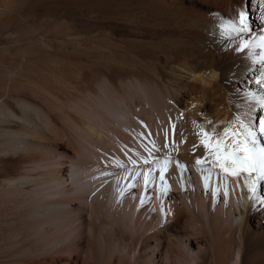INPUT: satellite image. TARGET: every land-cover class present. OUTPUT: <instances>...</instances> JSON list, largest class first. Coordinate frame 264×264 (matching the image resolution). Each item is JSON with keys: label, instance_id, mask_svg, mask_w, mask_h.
I'll use <instances>...</instances> for the list:
<instances>
[{"label": "bare ground", "instance_id": "bare-ground-1", "mask_svg": "<svg viewBox=\"0 0 264 264\" xmlns=\"http://www.w3.org/2000/svg\"><path fill=\"white\" fill-rule=\"evenodd\" d=\"M222 1L0 0V158L20 156L0 170V264H128L127 252L154 243L158 264H264V180L249 191L246 174L226 175L201 143L203 131L230 145L224 129L237 131L239 116L264 145V0H244V39L256 46L242 50L223 27L239 17L228 7L208 14ZM56 112L67 113L83 145L69 139L67 154L22 166L50 151L37 134L52 129ZM116 131L123 135L108 148ZM126 166L161 177L166 193L180 174L190 188L173 190L162 207L157 195L158 204L147 199L152 209L136 213L143 183L118 177ZM180 229L190 251L166 239ZM113 249L122 252L107 257ZM67 251L74 262H64Z\"/></svg>", "mask_w": 264, "mask_h": 264}, {"label": "rangeland", "instance_id": "rangeland-1", "mask_svg": "<svg viewBox=\"0 0 264 264\" xmlns=\"http://www.w3.org/2000/svg\"><path fill=\"white\" fill-rule=\"evenodd\" d=\"M223 1H225V3L223 2ZM222 2H220V4H218V6L217 7H215L214 9H210V13H208V14H211V15H214V16H221V10L222 9H224V11L226 10V12H227V9L229 8L230 9V11L232 12V14H234V15H236V16H238L239 17V10L237 9V8H234V7H236V5H240V7L239 8H243V3H244V0H240V2L241 1H243V2H238L239 4H236V2L233 0V2L232 3H230V1L229 0H223ZM228 5V6H227ZM232 6V7H231ZM228 7V8H227ZM238 7V6H237ZM237 9V10H236ZM246 12H247V15L249 14V12H248V10L246 9ZM219 14V15H218ZM231 14V13H230ZM223 16V15H222ZM224 16H226V15H224ZM249 36H251V35H249ZM59 49L58 48H55V52L56 51H58ZM62 50V49H61ZM60 50V51H61ZM38 51L39 52H42V51H44V49L43 48H39L38 49ZM67 50H65V49H63L61 52H66ZM45 53H47L48 55H51L52 57H53V55L49 52V51H46ZM5 53H3V52H1L0 51V58L4 55ZM66 63H67V61H65ZM65 63V64H66ZM70 64V65H69ZM66 65H69V66H72L73 67V65H74V67H76L77 66V68H79V64L77 63V62H74V61H69ZM76 65V66H75ZM59 113H62V114H58V112H56V114H54L53 116H52V118H53V127H52V129H50V131H49V129L48 130H45V132H48V133H44L43 132V134L41 133V135L40 134H37V135H39V140H41V139H43V140H41V141H43V142H45L46 144L47 143H49L48 145H51L50 147H51V149H49L50 151L48 152V153H46L47 152V150H39L38 152L36 151L34 154H31V155H29V157L28 156H26V157H24V159H22V166H24V167H29V168H31V167H35V166H37V165H42L43 164V162H41V159H44L47 155H49V153H50V157H52L53 159H55L57 156H59L58 155V153L59 154H61V155H65V154H67L68 153V151H64L63 152V150H61V148L62 147H65V146H70V141L71 140H73L74 142H76V143H78L79 144V141L77 140V139H81L83 136H81V132L79 133V129L77 130V128H76V126L73 124V122L69 119V117L68 116H66L67 115V113L65 112V114H63L64 112H59ZM58 121V122H57ZM55 122V123H54ZM70 130V131H69ZM72 130V131H71ZM50 132H52V135L50 134ZM117 132H119V133H117ZM117 133V134H116ZM47 136H46V135ZM113 134H114V136L113 135H111V136H107L108 137V143H106V146L108 147V148H112L113 146L115 147V144L116 145H118L117 143L119 142L118 140H119V137H121L120 135H123L122 134V132L121 131H116V132H113ZM59 135V136H58ZM71 135V137H69ZM119 135V136H118ZM42 136V137H41ZM73 136V137H72ZM41 137V138H40ZM111 137H115L114 139L113 138H111ZM116 137H118V138H116ZM49 138V139H48ZM110 138V139H109ZM45 139H46V141H45ZM69 139H71L70 141H69ZM84 138H82L81 140H83ZM78 142H77V141ZM114 140V143L112 142ZM117 140V141H116ZM47 141H49V142H47ZM69 141V142H68ZM112 143H111V142ZM116 141V142H115ZM80 143L83 145V142H81L80 141ZM110 146V147H109ZM113 147V148H114ZM68 148H71V147H68ZM92 152H94L93 150H91V148H90V152L89 153H91L92 154ZM38 154V155H37ZM43 154V155H42ZM31 157V158H30ZM33 157V158H32ZM36 157V158H35ZM11 158V159H10ZM13 157H6L5 159H3V158H0V170L2 169V167L5 165V164H7L8 163V161H11V160H18V159H20V156H17V158H16V156H14V158L12 159ZM28 158V159H27ZM31 160V161H30ZM36 162H35V161ZM29 161H30V165H29ZM40 162V163H39ZM186 163V162H185ZM184 163V164H185ZM2 164V165H1ZM32 164V165H31ZM26 165H28V166H26ZM128 167V168H127ZM131 166H126L125 168H123V169H120V172H118V177L120 176V178H122L123 176H124V181L125 180H127L128 179V181H127V183L129 184L130 182L132 183V182H137L138 181V184L139 185H141L142 183H143V186H140V189H139V191H135V196H134V198L132 199V204L133 205H135V204H137V208H136V210L137 211H135L136 213L138 212L139 213V208L141 207H143L144 208V210L145 211H149V209L151 210L152 208H151V205H152V202H147V199H152V201H154L156 204H158L159 202H158V200H160V202H161V207H162V202L163 201H167V200H169V198H170V194H171V192L174 190V191H178L179 189L178 188H180V192H184V190L186 189V190H188V187H189V185H188V183L186 184V180H184V178H183V174H180V176H179V178H177V177H175V179H174V182H169V184L167 183V182H165V185H172V190L169 192V193H166V189H168L167 187H164L163 185H162V179H161V177H157V178H155L153 175H152V172H149L148 173V170H145L146 169V167H145V169H141V167H136V166H134L133 168H132V170H131ZM135 168V169H134ZM137 168V169H136ZM135 170V171H134ZM141 172H140V171ZM144 170L146 171L145 173H148V175H151V178H149V177H147L148 179L145 181L144 179L146 178V175H144ZM132 172V173H131ZM139 172V173H138ZM124 173V174H123ZM131 173V174H130ZM120 174V175H119ZM130 177V178H129ZM134 177V178H133ZM185 177L186 178H188L189 177V175L188 174H186L185 175ZM126 178V179H125ZM134 179V181H132L133 179ZM140 179V181L138 180V179ZM142 178V179H141ZM178 179V180H177ZM130 181V182H129ZM176 182H178V184L176 183ZM173 184L175 185L176 184V188H174L173 189ZM200 185L199 186H201V183H199ZM224 183H221V184H219L220 185V187H219V190H221V189H223V190H225L226 189V187H228L227 185H223ZM148 185V186H147ZM158 185V186H157ZM187 185V186H186ZM195 185H197V184H195ZM223 185V186H222ZM161 186V187H160ZM178 186H180V187H178ZM147 187V188H146ZM148 187H150V188H148ZM223 187V188H222ZM190 188V187H189ZM148 189H150L149 190V192H148ZM161 189H162V191H161ZM147 190V191H146ZM159 190L161 191V192H159ZM182 190V191H181ZM227 190V189H226ZM165 191V192H164ZM160 194H159V193ZM162 192H164V193H162ZM124 194H125V192H123ZM139 193H140V196H139ZM164 194V195H163ZM169 194V195H168ZM220 195H223V192H220L219 193ZM123 195V194H122ZM145 195V196H144ZM156 195H157V197H158V200L156 199ZM163 196V197H162ZM166 196V197H165ZM161 197H162V199H161ZM137 199V200H136ZM139 201H140V203H141V205L142 206H138L139 204ZM150 203H151V205H150ZM216 204H220V200L219 199H217V201L215 202ZM148 204V205H147ZM229 204H231V202H229ZM146 205V206H145ZM150 205V206H149ZM146 208V209H145ZM155 208H157V206H155L154 205V209ZM162 209V208H161ZM163 211H164V209H163ZM72 219V218H71ZM72 220H74V219H72ZM72 220H70L71 221V223H72ZM77 221V222H76ZM79 220H77V219H75L74 221H73V223L74 224H76V226L72 229V234H73V237H78V235H79V229H80V227L81 226H79L80 225V223L78 222ZM188 222H189V220H188ZM130 226V225H129ZM131 228H133L132 226H131ZM134 229V228H133ZM134 232L136 231V230H133ZM151 230H148V231H146L145 233H143L144 235H147V234H150L149 232H150ZM57 233H58V231H56ZM56 232H53V233H51L52 234V237L50 236L51 234H48L47 236H46V240H50L51 238H53V237H55L56 235H57V233ZM181 232V233H180ZM77 233V234H76ZM51 237V238H50ZM173 237H174V239H179V241L181 242V244L183 245V246H185L186 248H188V250L190 251V249H192V246L190 245V242H191V238H190V235L187 233V232H185V231H183L182 229H180L179 230V232L178 233H175V234H173V236L171 237V236H169V237H167L166 239H170L169 241H172V240H174L173 239ZM49 238V239H48ZM189 238V239H188ZM73 239V238H72ZM172 239V240H171ZM75 240H77V238L75 239ZM74 240V241H75ZM190 240V241H189ZM188 241H189V244H188ZM156 243H157V241H156ZM150 246H152V248H149V249H145V251H141L140 249L138 250V249H135V250H133L132 251V253H131V251H129V252H127L128 253V255H127V263L128 264H131L132 262V264H134V262L136 261V260H138L139 261V264H158V261H159V258L161 257H157L158 255H157V252H159V249L160 248H157V247H155V243L154 244H150ZM112 251V252H111ZM135 251V252H134ZM165 250H163V252H164ZM173 251L175 252V251H180L178 248L176 249V247L174 246V249H173ZM113 252H114V254H117V253H121L122 252V250L121 249H113V250H107V251H105V253H106V255H107V257L109 256V257H111L112 255H114L113 254ZM135 254H134V253ZM136 252H137V255H136ZM139 252V253H138ZM67 253H69V251H67V252H65L64 253V255L66 256V261H64V262H74V259H73V254H72V252H70L69 254H67ZM167 257L169 258L170 256V260L173 258V255H172V253H171V251L170 250H167ZM169 253H170V255H169ZM130 256V257H129ZM139 257V258H138ZM72 258V259H71ZM134 260V261H132V260ZM45 264H58V262H54V261H52V262H46ZM194 264H196V263H194Z\"/></svg>", "mask_w": 264, "mask_h": 264}, {"label": "snow or ice", "instance_id": "snow-or-ice-1", "mask_svg": "<svg viewBox=\"0 0 264 264\" xmlns=\"http://www.w3.org/2000/svg\"><path fill=\"white\" fill-rule=\"evenodd\" d=\"M225 35L239 36L240 44L238 50L248 47H254L256 44L244 39V35L250 30L247 23V12L244 8L239 9V22L229 20L223 25ZM259 46L264 47V36L258 37ZM264 106V100L261 101ZM239 125L237 131L233 132L231 127L224 129V136H231L232 143L225 144L223 139H216L212 142L211 136L214 134L203 132L201 143L206 149H210L216 165L222 171L232 177H239L241 173H245V183L249 191L255 192L256 180H264V145L257 139V131H254L251 124H246L241 117H236ZM259 134L264 135V119L259 121ZM168 161H165L167 164ZM197 165L202 164L200 159L196 161ZM255 173V180L252 174ZM207 180V178H205ZM255 199V197H253Z\"/></svg>", "mask_w": 264, "mask_h": 264}]
</instances>
